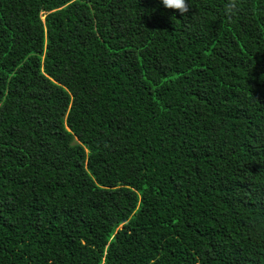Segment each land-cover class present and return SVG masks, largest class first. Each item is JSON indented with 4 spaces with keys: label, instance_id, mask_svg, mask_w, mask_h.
Instances as JSON below:
<instances>
[{
    "label": "trees",
    "instance_id": "trees-1",
    "mask_svg": "<svg viewBox=\"0 0 264 264\" xmlns=\"http://www.w3.org/2000/svg\"><path fill=\"white\" fill-rule=\"evenodd\" d=\"M190 3L0 0V264H264V0Z\"/></svg>",
    "mask_w": 264,
    "mask_h": 264
},
{
    "label": "clouds",
    "instance_id": "clouds-1",
    "mask_svg": "<svg viewBox=\"0 0 264 264\" xmlns=\"http://www.w3.org/2000/svg\"><path fill=\"white\" fill-rule=\"evenodd\" d=\"M166 9L177 10L181 15L187 14L191 9L190 0H161ZM235 4L229 5V10L235 9Z\"/></svg>",
    "mask_w": 264,
    "mask_h": 264
},
{
    "label": "rangeland",
    "instance_id": "rangeland-1",
    "mask_svg": "<svg viewBox=\"0 0 264 264\" xmlns=\"http://www.w3.org/2000/svg\"><path fill=\"white\" fill-rule=\"evenodd\" d=\"M45 19V18H44Z\"/></svg>",
    "mask_w": 264,
    "mask_h": 264
}]
</instances>
